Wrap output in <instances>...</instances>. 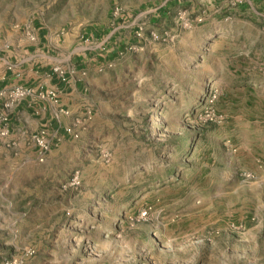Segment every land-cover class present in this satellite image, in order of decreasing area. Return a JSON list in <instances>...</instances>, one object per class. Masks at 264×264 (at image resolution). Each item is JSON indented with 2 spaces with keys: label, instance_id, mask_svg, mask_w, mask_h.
Masks as SVG:
<instances>
[{
  "label": "rangeland",
  "instance_id": "rangeland-1",
  "mask_svg": "<svg viewBox=\"0 0 264 264\" xmlns=\"http://www.w3.org/2000/svg\"><path fill=\"white\" fill-rule=\"evenodd\" d=\"M0 19L67 33L89 91L66 137L42 127L43 162L41 127L6 137L0 260L264 264V0H0Z\"/></svg>",
  "mask_w": 264,
  "mask_h": 264
},
{
  "label": "crops",
  "instance_id": "crops-1",
  "mask_svg": "<svg viewBox=\"0 0 264 264\" xmlns=\"http://www.w3.org/2000/svg\"><path fill=\"white\" fill-rule=\"evenodd\" d=\"M90 39L96 46L98 39L94 34ZM71 42L67 33L52 34L43 25L33 24L28 33H22L17 27L10 31L0 19V111L16 88L31 91L9 110L7 140L21 145L28 134L43 126L58 133L60 138L66 137L65 127L73 121L71 113L85 108L89 98L88 77L73 78L69 60L72 59L77 72L84 64L80 57L73 56L75 48L68 52ZM58 65L66 67V72L58 71ZM81 111L78 114H84ZM0 152L6 159V136L0 137Z\"/></svg>",
  "mask_w": 264,
  "mask_h": 264
},
{
  "label": "built area",
  "instance_id": "built-area-1",
  "mask_svg": "<svg viewBox=\"0 0 264 264\" xmlns=\"http://www.w3.org/2000/svg\"><path fill=\"white\" fill-rule=\"evenodd\" d=\"M31 93L30 89L16 88L9 95L8 100L4 104L2 112H0V137H7L9 130V110L21 99L25 98ZM48 130L44 127L42 128L36 137L37 145V160L43 162L47 157L48 153L51 151L52 143L51 138L48 137ZM0 264H24L21 259L18 258H8L0 260Z\"/></svg>",
  "mask_w": 264,
  "mask_h": 264
}]
</instances>
